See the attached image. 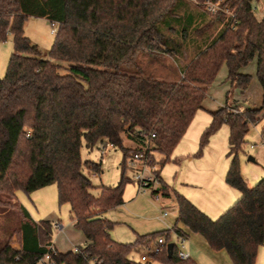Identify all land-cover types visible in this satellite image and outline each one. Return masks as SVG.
Masks as SVG:
<instances>
[{"label": "trees", "instance_id": "obj_1", "mask_svg": "<svg viewBox=\"0 0 264 264\" xmlns=\"http://www.w3.org/2000/svg\"><path fill=\"white\" fill-rule=\"evenodd\" d=\"M258 1L223 0L236 13L232 27L223 12L210 13L191 0H0V38L11 32L14 46L0 78V212L12 206L22 216L15 228L20 249L7 240L0 264H37L54 243L53 223L35 221L17 199L19 190L30 194L49 184L56 185L60 204H70L74 226L87 240L79 251L52 253L58 264H198L179 258L176 244L168 256L172 235H185L186 228L202 235L212 249H225L234 264H256L264 245V176L250 186L238 155L250 125L264 118V101L260 107L231 111L235 100L228 96L202 135L198 155L215 131L229 126L232 161L226 181L241 197L219 217H210L171 188L161 169L172 160L223 64L231 83L246 89L252 75L241 69L256 58L264 86V16L253 7ZM29 17L58 24L50 58H43L25 34ZM144 52L187 58L180 65L182 78L146 76L138 63ZM98 142L122 151V176L116 185L98 186L95 195L85 170L100 173L101 164L84 160L82 147L92 149ZM135 152L150 154L159 178L153 193L173 198L178 217L171 228L125 243L112 237L116 222L106 212L124 203L127 163ZM159 236L166 240L159 253L148 261L134 258L140 246L148 247Z\"/></svg>", "mask_w": 264, "mask_h": 264}, {"label": "rangeland", "instance_id": "obj_2", "mask_svg": "<svg viewBox=\"0 0 264 264\" xmlns=\"http://www.w3.org/2000/svg\"><path fill=\"white\" fill-rule=\"evenodd\" d=\"M257 16L264 14V0L257 2ZM25 34L33 44L42 50L43 58H50L51 49L58 24L52 23L45 17H29L25 22ZM14 51L13 35L8 32L5 38H0V78L4 77L7 71L10 57ZM188 59L183 58L176 61L171 56L155 58L150 53H141L139 65L146 76H155L169 80H179L183 74L180 72V65H185ZM63 66L68 63L63 62ZM66 72V69H61ZM244 72L252 75L251 82L246 89L235 87L228 79L229 71L226 64H223L210 84L203 99L204 108L199 109L191 121L186 133L173 151L172 160L162 169L161 174L171 188H176L184 194V190L205 194L211 190H220V182L224 177L225 169L229 168L232 156H229V127L222 125L209 138L203 151L198 155L200 143L205 129L212 121L213 110L226 105L228 96L231 97V111L241 108L260 107L264 101V86L257 74V59L252 60ZM127 145H134V142L127 137ZM122 151L110 143L98 142L92 149L84 143L82 147V158L92 160L101 164V172L96 173L85 170L91 178L94 188L91 192L99 193L100 185H116L122 176ZM160 157V156H158ZM253 157L255 160H250ZM174 158L179 159L174 162ZM243 175L250 186H253L264 175V118L261 117L256 123L250 125L246 135V142L238 155ZM151 169L154 165L151 161ZM158 168V165L155 164ZM135 171L126 169V176L130 179L125 184L124 204H121L108 212V216L116 222L111 231L114 239L120 242H135L141 235H148L173 227L178 217V208L173 198L161 194L154 195L153 191L158 188L154 186L141 188L140 183L134 180ZM235 192L237 189H235ZM217 193V192H216ZM17 199L35 220L51 219L60 222L63 229L53 228V242L60 251L66 252L74 249L76 245H83L84 234L74 226L71 218V206L69 203L60 204L58 191L55 184H49L33 192L26 193L22 190L17 192ZM17 199H13L16 202ZM6 214L0 212V248L7 240L11 243L18 242L15 228L19 226L21 212L18 208L8 207ZM2 211V209H0ZM167 213L163 217V213ZM209 214V213H208ZM213 218L221 215V212H213ZM188 238L185 241V249L190 251L191 259L198 264H234L225 249H212L204 237L186 228ZM16 232V233H15ZM157 239V238H156ZM152 240L148 247L143 245L133 253L134 258L140 260L142 254L149 253V249L156 242ZM178 247H182L177 235H172V241ZM153 264H161L153 261ZM256 264H264V245L259 247Z\"/></svg>", "mask_w": 264, "mask_h": 264}, {"label": "built area", "instance_id": "obj_3", "mask_svg": "<svg viewBox=\"0 0 264 264\" xmlns=\"http://www.w3.org/2000/svg\"><path fill=\"white\" fill-rule=\"evenodd\" d=\"M196 3H201L206 6L207 10L210 13L216 14L219 12H223L225 14V23L229 26L235 27L236 23V13L231 9L230 5H223V0H207L205 2H200L199 0H191ZM255 10L258 9L257 5L253 6ZM56 33V30L52 31ZM152 137H155V133L152 134ZM112 145V144H111ZM151 161L152 158L150 157L149 153L145 152H135L129 159H128V168H131L135 171L134 180L140 183L141 188L154 186V182L158 184L159 178L155 174L154 171L151 169ZM158 186V185H156ZM167 213H163V217H166ZM56 228L62 229L60 224L55 225ZM179 241L182 244V247H178V256L183 260H187L191 258V254L188 250L185 249V241L186 236L180 235L177 236ZM166 245V240L163 236H159L156 239V242L153 246L150 247L149 253L142 254L141 260L148 261L150 259V254H157L162 250V247ZM11 246L16 249H20L19 242L11 243ZM48 252L45 253L39 260L37 264H58L55 260L52 259V253H57V248L55 247L54 243L47 245ZM74 251H79V247L76 246ZM19 259V257H17Z\"/></svg>", "mask_w": 264, "mask_h": 264}, {"label": "crops", "instance_id": "obj_4", "mask_svg": "<svg viewBox=\"0 0 264 264\" xmlns=\"http://www.w3.org/2000/svg\"><path fill=\"white\" fill-rule=\"evenodd\" d=\"M262 16H264V14L262 15ZM261 16V17H262ZM180 68V72H181V67H179ZM244 68L245 67H243L242 69H241V71L242 72H244ZM245 73V72H244ZM236 103V102H235ZM236 104H238L239 105V103H236ZM202 108H204V106H203V102H202ZM213 111H215V110H213ZM212 111V112H213ZM212 112H211V114H212ZM229 127V126H228ZM229 132H230V130H229ZM175 150V149H174ZM172 156H173V154H172ZM175 160H174V162H178V160L179 159H177V158H174ZM251 160V159H250ZM255 160V159H254ZM165 166V165H164ZM163 166V167H164ZM230 166V165H229ZM162 167V168H163ZM229 169V168H228ZM228 169H225V179H224V177H223V179H222V182H220V190H217L216 192H214V191H210V192H207V193H205V194H200V193H197V192H191V191H188V190H184L183 192H184V194L182 193V192H180L179 190H177L176 188H174V189H176L177 191H179L181 194H183L185 197H187L191 202H193L198 208H200L202 211H204L205 213H209L208 215L210 216V217H212V215H210V214H212L213 212H221V214L222 213H224L229 207H231L240 197H241V192L239 191V190H237V191H239V192H235V189L236 188H234V187H232L231 185H229L228 183H227V181H226V174H227V171H228ZM242 171V170H241ZM96 175H97V173H96ZM242 175H243V171H242ZM161 176H162V174H161ZM264 176V175H263ZM243 177H244V175H243ZM162 178H163V180L168 184V182L165 180V178L162 176ZM245 178V177H244ZM262 178V177H261ZM246 180V179H245ZM260 180V179H259ZM258 182V181H257ZM256 182V183H257ZM169 185V184H168ZM170 186V185H169ZM158 189V188H157ZM124 204V203H123ZM111 210V209H110ZM108 212L109 211H107L106 212V216L108 217V218H110L109 216H108ZM33 218V217H32ZM213 218V217H212ZM34 219V218H33ZM111 219V218H110ZM35 220V219H34ZM42 220H50L51 221V219H42ZM112 220V219H111ZM177 220V219H176ZM35 221H40V220H35ZM52 223H53V225H54V227H55V225L56 224H60L61 226H62V229L64 228L63 227V225L60 223V222H54V221H51ZM176 223V222H175ZM61 229V230H62ZM84 234V233H83ZM185 235H186V238H188V233H185ZM84 237H85V235H84ZM86 242H87V240H86V237L84 238V243H83V245H85L86 244ZM54 245H55V247L57 248V250H59V248L57 247V245L54 243ZM83 245H76V246H83ZM72 250V249H71ZM60 251V250H59ZM60 252H62V251H60ZM67 252V251H66ZM190 252V251H189Z\"/></svg>", "mask_w": 264, "mask_h": 264}, {"label": "water", "instance_id": "obj_5", "mask_svg": "<svg viewBox=\"0 0 264 264\" xmlns=\"http://www.w3.org/2000/svg\"><path fill=\"white\" fill-rule=\"evenodd\" d=\"M251 160H254L253 157H250ZM174 245L175 243L173 242H169L167 244V252H168V256L171 257L173 255V252H174Z\"/></svg>", "mask_w": 264, "mask_h": 264}]
</instances>
